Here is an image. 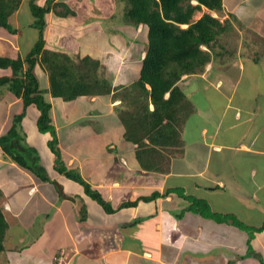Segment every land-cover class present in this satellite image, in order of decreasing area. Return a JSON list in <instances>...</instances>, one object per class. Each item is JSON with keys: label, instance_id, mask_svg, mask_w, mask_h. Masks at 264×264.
Returning <instances> with one entry per match:
<instances>
[{"label": "crops", "instance_id": "1", "mask_svg": "<svg viewBox=\"0 0 264 264\" xmlns=\"http://www.w3.org/2000/svg\"><path fill=\"white\" fill-rule=\"evenodd\" d=\"M54 2L65 3L75 15H45L46 49L97 59L115 70L104 77L112 88L138 79L145 51L136 49L132 57L127 49L140 43V36L146 44V30L113 26L122 16L118 0ZM104 3L110 7L103 8ZM222 3V16L204 13L230 20L233 30L220 36L200 73L183 75L177 83L193 111L181 126V151L169 156L164 173L140 168L135 146L124 140L116 113L121 100L114 93L54 98L46 71L35 65L62 161L115 211L107 214L81 185L53 170L51 136L38 131L40 113L30 105L21 134L49 181L13 163L0 148V207L8 224L0 257L7 264H53L49 261L59 250H65L68 264H264V230L259 231L264 225V0ZM31 24L29 9L21 4L9 18L14 31L0 28V56H25L22 28L30 31L27 39L36 38ZM124 34L131 39L126 51L121 50L126 42L108 50L96 44L98 36H105L116 45ZM22 110L20 99L1 92L0 136ZM127 202L136 205L121 206ZM82 206L86 217L78 220Z\"/></svg>", "mask_w": 264, "mask_h": 264}, {"label": "trees", "instance_id": "2", "mask_svg": "<svg viewBox=\"0 0 264 264\" xmlns=\"http://www.w3.org/2000/svg\"><path fill=\"white\" fill-rule=\"evenodd\" d=\"M118 1L123 4L124 25L134 29L143 26L147 38L138 79L121 88H112L106 78L99 77L100 62L97 59L90 56L74 58L45 48V15L48 12L58 18L75 15L65 3L54 0H47L44 4L40 0H0V28L14 31L9 25V18L24 4L32 17L31 26L37 32L36 42L25 57L14 59L0 56V69L10 70V75L0 77V94L8 91L21 100L23 107L22 112L13 117L10 129L0 136V148L13 163L30 171L43 182L49 181L43 174L45 171L39 164L37 152L25 143L21 134V120L25 110L34 105L40 113L36 123L38 131L51 136L47 146L54 156L53 169L81 185L84 193L107 214L115 211L111 204L101 198L77 170L67 169L61 159L56 132L51 125V106L45 100L34 75L35 65L39 64L46 71L49 93L54 98L72 101L83 96L114 93V98L121 100L116 113L124 127V140L135 146V158L140 168L164 173L168 168L169 156L181 151V126L193 111L177 83L183 75L200 73L209 63L214 47L221 41L220 36L233 30L230 20L221 22L209 13H203L196 21L192 20L195 12L201 11L203 7L222 16V0ZM230 17L234 19V16ZM154 196L142 200L147 201ZM2 197L0 191V201ZM134 205L136 202H127L121 206ZM85 217L86 209L82 206L79 220ZM237 227L244 228L238 223ZM7 228L0 207V253L3 251ZM261 230H264V225Z\"/></svg>", "mask_w": 264, "mask_h": 264}, {"label": "rangeland", "instance_id": "3", "mask_svg": "<svg viewBox=\"0 0 264 264\" xmlns=\"http://www.w3.org/2000/svg\"><path fill=\"white\" fill-rule=\"evenodd\" d=\"M120 4H121V6L123 5L121 2H119ZM192 4L193 5H195V3L194 2H192ZM107 5H108V3H104V7L103 8H106L107 7ZM108 7H110V5H108ZM25 8V7H24ZM25 10V9H24ZM123 10V6H122V8H121V11ZM204 12H207V10L204 8V9H201V11H197V12H195V14H194V16H193V21H196V20H198V18L199 17H201L202 16V14L204 13ZM262 14H264V5H263V11H262ZM120 15V14H119ZM122 15H123V12H122ZM117 17V19L114 21V23H113V26H116V25H124V23H120V21L118 20V17H122V16H116ZM112 20V19H111ZM111 20H109V21H107V22H111V24H112V21ZM103 25V24H102ZM101 26V25H100ZM182 28H186V27H182ZM22 32L25 34V36H24V38H26L25 40H27L26 41V44H25V47H23V54L22 55H27L28 53H27V50H25V49H27V48H29V49H31L32 47H33V45H34V43L36 42L34 39H37V36H36V38H35V36H32V38H30V39H27V36L29 35H27V33H30V31H24V29L22 28ZM36 35H37V33H36ZM94 37H96V36H93L92 38H94ZM103 37H105V36H98V38H97V40H96V44L98 45V47H100V49H101V47H102V50H108V48H111V47H119L120 45H122V44H124V42H126V41H131V39H130V37L129 38H127V36H126V34H124L123 35V39L122 40H120V41H118V44H114V42H112V40H110V41H105L104 40V38ZM81 38V36H78L77 37V39H80ZM92 38H90V36H87V39H92ZM34 40V41H33ZM128 41V42H129ZM128 42H126L125 43V45H124V47L121 49V50H123V51H126V50H124L125 49V47H126V45L128 44ZM138 42H140V43H135L134 44V47L133 48H130V50L129 49H127V51H130V55L132 56V57H134V54H135V51H136V49H137V51L138 50H144V51H146V48H147V43L145 44V41H144V37H141L140 36V38H139V40H138ZM28 43V44H27ZM119 49V48H118ZM21 55V54H20ZM24 56V57H25ZM123 57V59L125 58L124 56H122ZM124 61V60H123ZM133 69H131V72H130V75H132V76H135L137 73H135V72H133L132 71ZM134 70H135V68H134ZM115 70H112L110 67H107L105 64L104 65H101L100 66V69L98 70V75H99V77H101V78H103V77H110L111 75H112V72H114ZM33 72H34V75L36 76V74H35V68H34V70H33ZM3 76V74H2V72H1V70H0V77H2ZM36 78H37V76H36ZM37 81H38V83H39V80H38V78H37ZM130 84H128L127 86H129ZM120 92H121V90H120ZM23 108V107H22ZM18 115V114H17ZM14 116H16V115H14ZM13 116V117H14ZM25 143L27 144V145H29V143L27 142V141H25ZM34 155L35 154H33V156H32V158L34 157ZM38 155V154H37ZM34 159V158H33ZM64 163V162H63ZM67 169H70V168H67ZM54 170V169H53ZM74 170V169H73ZM58 189V192L59 193H61V191H60V189H59V187H57ZM97 193L101 196V198H102V195L100 194V192L99 191H97ZM98 204V203H97ZM78 220H79V218H78ZM61 251H65V250H59V251H56L54 254H53V256H52V258H51V260L49 261V262H52L53 264H68V257L66 258V256H65V254H66V252H64V255L63 256H61L60 255V252ZM60 257V258H59ZM0 264H7V262H6V260L3 258V257H0Z\"/></svg>", "mask_w": 264, "mask_h": 264}, {"label": "built area", "instance_id": "4", "mask_svg": "<svg viewBox=\"0 0 264 264\" xmlns=\"http://www.w3.org/2000/svg\"><path fill=\"white\" fill-rule=\"evenodd\" d=\"M60 255L62 256V252H60ZM60 258V257H59Z\"/></svg>", "mask_w": 264, "mask_h": 264}, {"label": "clouds", "instance_id": "5", "mask_svg": "<svg viewBox=\"0 0 264 264\" xmlns=\"http://www.w3.org/2000/svg\"><path fill=\"white\" fill-rule=\"evenodd\" d=\"M195 4H196V2H195ZM204 8V7H203ZM207 10V9H206Z\"/></svg>", "mask_w": 264, "mask_h": 264}, {"label": "bare ground", "instance_id": "6", "mask_svg": "<svg viewBox=\"0 0 264 264\" xmlns=\"http://www.w3.org/2000/svg\"><path fill=\"white\" fill-rule=\"evenodd\" d=\"M195 3V2H194Z\"/></svg>", "mask_w": 264, "mask_h": 264}]
</instances>
